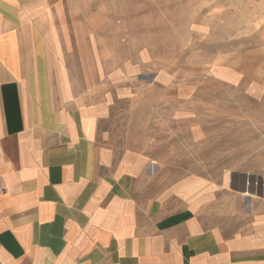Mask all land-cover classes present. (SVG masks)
Listing matches in <instances>:
<instances>
[{"label":"crops","instance_id":"obj_1","mask_svg":"<svg viewBox=\"0 0 264 264\" xmlns=\"http://www.w3.org/2000/svg\"><path fill=\"white\" fill-rule=\"evenodd\" d=\"M43 3L0 0V264H264V169L157 179L132 121L160 77L60 56Z\"/></svg>","mask_w":264,"mask_h":264},{"label":"rangeland","instance_id":"obj_2","mask_svg":"<svg viewBox=\"0 0 264 264\" xmlns=\"http://www.w3.org/2000/svg\"><path fill=\"white\" fill-rule=\"evenodd\" d=\"M31 12L76 66L94 59L119 75L127 66L160 77L132 121L157 179L260 176L264 0H44Z\"/></svg>","mask_w":264,"mask_h":264}]
</instances>
